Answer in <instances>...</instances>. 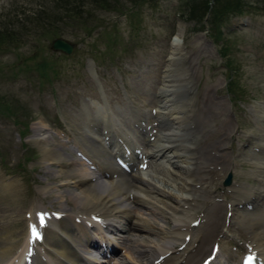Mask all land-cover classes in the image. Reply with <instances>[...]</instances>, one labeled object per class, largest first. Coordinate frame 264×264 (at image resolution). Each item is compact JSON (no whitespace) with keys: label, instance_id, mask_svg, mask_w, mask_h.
<instances>
[{"label":"rangeland","instance_id":"374dc122","mask_svg":"<svg viewBox=\"0 0 264 264\" xmlns=\"http://www.w3.org/2000/svg\"><path fill=\"white\" fill-rule=\"evenodd\" d=\"M108 1L109 7L102 9L96 1L83 0L81 9L86 11L85 8H91L93 14L83 19V22L73 20L72 24L63 25L60 35L79 45L73 54L51 52L49 44L53 38L33 33L22 38L20 44L0 45V171L7 182L15 180L18 186L15 191H10L0 185V243H6L4 241L12 238L15 244L25 240L21 232L28 229V218L25 215H28L26 211L33 203L37 202V206H42L41 209H48V214L52 211H59L62 215L65 213L64 217H69L67 214L71 215L76 210L77 206L71 201L66 203L59 200L62 194H77L79 188L74 186L76 183L66 179L68 184L61 185L62 179L57 180L52 178V174H45L47 170H69L70 165L46 164V152L42 148L56 149V152L65 153L72 160H77L78 155L72 150L77 146L88 159L94 160L99 169L103 170V166L109 169L107 164L117 166L114 157V154L119 155L114 152L117 148L106 143L108 140L103 139L102 124L92 117L97 108L109 107L113 126L130 130L129 115L134 107L139 106V109L145 111L142 126L152 132L158 129V118L151 110L159 105L156 103V92L163 84L167 58L171 56L173 47L181 50L184 57L182 66L194 82L191 94L195 108L192 121L196 122L198 116L204 115L203 111L206 113L204 109L208 106L210 108V113L204 118L205 123H201L205 127L201 125L194 148L198 151L194 160L196 179L191 184L192 189L188 190V195L195 197L194 217L204 218V210L209 212L215 203L226 205L227 199L233 198L229 187L223 185L228 172L233 175L231 184L248 183L254 186L255 193L260 192L257 188V172L254 175L252 173L259 167L251 163L264 158V148L261 147L264 136L260 137L262 142H257L260 131L256 130L260 122L264 129V0H242L250 13L242 17L232 15L217 30L213 29L214 35L216 31H222L221 40L211 34L208 28L210 17L206 14L208 18L204 23L205 29L200 33L193 31L198 24L186 21L189 15L187 4L194 0ZM52 2L0 0V23L35 16L34 13L40 8L51 6ZM176 32L177 35L182 33L181 40L176 39L173 43ZM42 57L53 69L48 67L42 72L35 66L42 61ZM176 68L179 69V66ZM7 104L9 110L15 113L5 114ZM27 122L29 124L26 127ZM94 122L97 129L91 125ZM36 127H44L48 131V143L45 146L37 142V132H34ZM145 133L142 130L141 134L138 131L137 135L128 136L135 146L148 149L142 136ZM214 143L219 144L216 149L213 148ZM254 144L259 148L253 149ZM206 154L216 155V161L205 162ZM139 160L133 165L132 172L135 175H138L135 171L139 167ZM131 173H126V176ZM151 173L145 174L146 181L151 185H145L146 190L156 186L176 193L172 186L164 185L156 177L159 172L154 177ZM102 175L101 181L108 184L109 177ZM260 193L263 195L264 191ZM138 208L145 215L146 208ZM222 208L219 213L222 218H227V208ZM248 209L252 210L250 207ZM230 217L231 221L227 218V226L223 227L222 233L213 241L204 243L201 255L196 249L188 253L191 254L190 259L196 260L199 255L200 262L210 253L208 246L217 242L220 252L212 264L225 261V264H242L244 254L252 249L249 244V234L253 228L249 221L251 216L245 213L238 220ZM115 218L113 223L120 231H115L118 234L106 233L112 238L113 244L116 243L121 249L113 256L106 254L107 257L100 258L97 264H123L121 261L126 259L127 250L125 243H130L129 239L143 244L154 240L151 232L134 229L123 217ZM260 223H264V218ZM181 242L178 240L171 245L176 249L172 254L178 253ZM130 252L135 256L136 264H147L154 256H158V259L162 256L155 249L152 251L155 255L147 251V254L143 253L138 258L135 250ZM105 259L109 261L104 263Z\"/></svg>","mask_w":264,"mask_h":264},{"label":"bare ground","instance_id":"6f19581e","mask_svg":"<svg viewBox=\"0 0 264 264\" xmlns=\"http://www.w3.org/2000/svg\"><path fill=\"white\" fill-rule=\"evenodd\" d=\"M178 35H180V33ZM172 51L168 68L165 71L166 74L164 75L163 84L156 92V94H158L156 103L159 105L156 108L155 115L159 119L158 124L160 127L156 134L152 133L151 135V133H147L146 136L149 137L147 139L148 150H146V152L142 151V154H144V156L149 155V157L153 158L152 161H154L153 163L155 166L153 167V173L156 175L157 172L161 170L156 177L161 179L164 185L168 184L172 186L176 193H173L171 190L166 191L156 186H152L149 188L150 190H146L145 185H151L144 177L142 178L141 172L138 173L139 175H130V177H127L121 173L117 174L114 165L107 164L106 166L110 167L109 169L103 166L101 173H95L97 171L95 162L89 160V163H85L83 161L72 160L70 157H67L65 153L56 152V149L49 150L47 147L42 148L46 152L44 155L46 164L60 163V165L63 164L62 166H64V163H68V166L70 165L69 170L61 168L58 172L47 170L45 174H47V176L52 174V178L57 180L62 179L61 185H67L68 182L66 179H68V181L71 179L76 183L74 186L79 188V191L77 194L70 192L60 195V201H65L66 203L68 200L69 202L71 201L74 206H77L76 210L71 215L67 214L69 217H64L63 215L65 219L59 218V220L55 221L47 220L48 223L44 228L45 239L42 240L40 245L38 244L39 246L36 251L34 249L31 250L32 252L35 251L33 255L34 260H32L31 264H94L98 262V256L93 252L95 248L93 245L94 240L92 241V235L89 233V225L86 223L89 219H86L82 224L81 222H76L77 217H80L82 220L83 217L92 218V216H100L98 222L102 225L104 223L106 225H113L111 221L115 217L121 216L123 219L129 220L134 229L138 231H142L143 229L147 230L154 236V240H148L149 244H143L142 242H135L133 239H129L128 241H130V243H125L127 244V250L125 252L126 259L121 261L123 264H136L134 260L136 258H134L135 256L130 252L132 249L138 254L136 255L137 258L143 253L147 254V251H149V254L151 252L152 255H155V253L152 252L154 249L162 254L170 252V254L162 259L160 264H200L202 260L198 262V258L203 252L201 250L204 249V243L208 242V240L213 241V238L215 239L218 234L220 235L222 233L224 230L223 227L227 226V224H225L227 218H222L221 213H219L220 210L222 212L223 206L225 209L227 208V210L232 211L230 217L232 219L238 220L241 219L242 214H244V216L245 213L250 214L251 217L248 219L253 228L249 234V238L251 239L249 240V244L252 246L253 250L258 249V252L251 251L250 254H259L264 259V223H260V220L264 218V194L262 196L260 193L264 191V165L262 166V164H264V158L257 159L255 162L252 160L253 163H251L259 167L258 170L255 169L252 173L254 175V172H257V188L260 189V192L255 193L253 191L254 186L251 187V185L249 186L244 182L239 184L233 182L228 188L233 198L227 199L226 205L215 203L209 212L204 210V218L200 217L202 220H200L197 226L195 225V221H197V218L194 217L195 213H193L196 210L193 206L195 197L191 198L192 196L188 195L190 194L188 190L192 189L191 184H193L196 179L194 177V160H196L195 158L197 157L195 155L198 153V151L194 149L196 146V139L198 141L197 137L200 135L201 123L205 120L206 114H208V112L210 113V108L209 106L205 108L204 110L206 113L203 111L202 114L204 115L198 116L196 122L192 121V115L194 114L193 110L195 108L193 109L194 103H192L190 94H192L194 82H192L188 72L182 66L184 57L181 55L179 47H173ZM177 65L179 69L176 68ZM111 115L112 112L109 107L105 106V108H97L94 114H92V117H95L97 119L96 121L102 124V128L105 129L104 135H109V132H113L116 138H118V141L121 139V141L126 144L124 147H129L130 142L126 140V138H123V134L119 132V130H115L113 127L110 120L112 118ZM142 115L143 112L138 106L133 108L132 114L130 113L129 117L140 125ZM87 118H89V116H87ZM91 125L96 128L95 122ZM202 126L205 127V125ZM261 127L260 124L258 129H256L260 131L258 135L264 132V129ZM34 132H37L35 133L37 142L45 146V144L48 143V136H46V132H48L47 129L44 127H36ZM107 138L108 137H105V139ZM119 145H121L120 142ZM218 145L219 144L214 143L213 148L216 149ZM77 149L80 151L79 153L83 152L81 149ZM205 156H207L205 162L208 161V163H213L216 161V155L206 154ZM141 162L142 160L139 161V163ZM148 167L152 168L151 162H149L147 168ZM157 168H159L158 171ZM101 169H99L98 166V170L100 171ZM102 174L109 175L110 182L108 184H104L105 181H101L100 178ZM16 182L15 180L7 182L4 174L0 171V185L5 186L10 191H15L18 187ZM67 195H69V197H67ZM12 197H14V195ZM162 197H166L167 199H161ZM196 200L198 199L196 198ZM36 203L31 204L30 209L26 211L29 217L33 214L35 217L39 215L40 212H43L40 210L42 206H37ZM207 203L209 204V201ZM52 204H54V202ZM247 204L252 206L251 211L248 209ZM138 206L143 207L144 210L146 208L149 212L146 211L145 215L142 214ZM227 210H225V214ZM196 212L198 213V210ZM150 216L151 218L153 216L155 218L151 219L149 218ZM11 218H13V216ZM230 221L231 220H229V222ZM93 223L92 221L91 224ZM1 224H3V222ZM95 224L98 225L96 222ZM169 224H171V226H169ZM29 228L31 227L29 226ZM21 234L25 236V240L21 242V245L18 243L15 244V239L12 240V237V239L8 237L10 240L4 241L6 243H0V264H30L24 262L25 260H23L22 257L23 252L26 250V242L28 241L27 230H23ZM34 239H32L33 243L36 242ZM178 240L182 241L181 243L184 242L182 244L184 247H180L181 249L178 253L172 254L176 249H174V246L171 247V245L176 241L178 242ZM213 243L208 246L210 251L208 254L210 255L216 252L213 250ZM133 245L136 246V248L133 247ZM151 248H153V250L150 251L149 249ZM195 249L199 252V255L196 260L190 259L191 254L188 253ZM157 257L158 256H154L147 264H153V260Z\"/></svg>","mask_w":264,"mask_h":264},{"label":"trees","instance_id":"16d2710c","mask_svg":"<svg viewBox=\"0 0 264 264\" xmlns=\"http://www.w3.org/2000/svg\"><path fill=\"white\" fill-rule=\"evenodd\" d=\"M83 0H53V5L43 6L34 13L35 16L26 17L18 19L13 22H2L0 23V45H17L20 44L22 38H25L28 34L31 33L37 34L40 36L48 35L52 38L61 36L63 25L71 23L72 21L79 20L83 22V19L90 17L93 12L85 8L81 9V4ZM96 1L97 6L102 9L109 7L108 0H93ZM189 9V15L186 17V21H194L198 26L197 28L204 27L205 14H208L209 27L212 29H218L219 26L224 21L229 20L231 16H236L242 14H249V8L244 5L242 0H194V2L187 4ZM121 9V8H120ZM89 11V12H87ZM217 38H220V31H216ZM221 35V34H220ZM11 41V42H9ZM45 58V57H44ZM42 57V61L36 63V67L40 68L43 72L44 69L48 68L53 69L51 64H48V61ZM47 74V71L44 73V77ZM7 111L5 114H13L11 112L9 104L6 105ZM0 111L1 107H0Z\"/></svg>","mask_w":264,"mask_h":264},{"label":"water","instance_id":"95a60500","mask_svg":"<svg viewBox=\"0 0 264 264\" xmlns=\"http://www.w3.org/2000/svg\"><path fill=\"white\" fill-rule=\"evenodd\" d=\"M51 46V51L54 52H59L62 54H71L76 46H78L75 42H72L69 39H66L62 36L60 37H56L52 40V42L50 43ZM231 173H228V176L224 179V185H229L230 181H231Z\"/></svg>","mask_w":264,"mask_h":264},{"label":"snow or ice","instance_id":"6c2138e0","mask_svg":"<svg viewBox=\"0 0 264 264\" xmlns=\"http://www.w3.org/2000/svg\"><path fill=\"white\" fill-rule=\"evenodd\" d=\"M38 218H39V223H40V225L43 226L44 223H45V216H44L43 214H39ZM32 234H33V236H35V237H37V238H38L39 235H40L39 232L37 231L35 225L32 226ZM249 261H251V257H249Z\"/></svg>","mask_w":264,"mask_h":264}]
</instances>
